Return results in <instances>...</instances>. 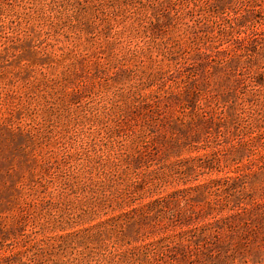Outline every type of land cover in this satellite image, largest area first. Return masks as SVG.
<instances>
[{
    "label": "rangeland",
    "instance_id": "rangeland-1",
    "mask_svg": "<svg viewBox=\"0 0 264 264\" xmlns=\"http://www.w3.org/2000/svg\"><path fill=\"white\" fill-rule=\"evenodd\" d=\"M0 264H264V0H0Z\"/></svg>",
    "mask_w": 264,
    "mask_h": 264
}]
</instances>
